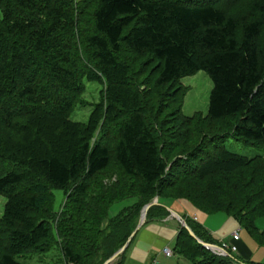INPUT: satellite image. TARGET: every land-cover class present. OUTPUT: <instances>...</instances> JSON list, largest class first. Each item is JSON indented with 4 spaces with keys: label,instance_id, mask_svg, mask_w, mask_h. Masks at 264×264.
<instances>
[{
    "label": "trees",
    "instance_id": "obj_1",
    "mask_svg": "<svg viewBox=\"0 0 264 264\" xmlns=\"http://www.w3.org/2000/svg\"><path fill=\"white\" fill-rule=\"evenodd\" d=\"M218 2L230 1L94 0L91 11L93 0H0V195L8 198L0 264H25L20 257L56 244L70 264H104L156 196L226 212L264 242L255 227L264 216V156L226 146L229 138L264 145V0L236 14ZM89 21L80 55L67 32ZM124 46L141 61L137 75ZM199 70L213 81L206 116L184 115L181 106L164 116L173 94L166 89L165 102L151 105L150 94ZM84 79L106 85L87 122L70 116ZM112 160L140 193L84 202L89 180ZM55 189L67 195L60 211ZM130 197L137 199L110 215L111 204ZM169 213L154 205L146 221ZM176 242L188 259L201 256L198 264H264L229 249L216 255L183 226Z\"/></svg>",
    "mask_w": 264,
    "mask_h": 264
},
{
    "label": "rangeland",
    "instance_id": "obj_2",
    "mask_svg": "<svg viewBox=\"0 0 264 264\" xmlns=\"http://www.w3.org/2000/svg\"><path fill=\"white\" fill-rule=\"evenodd\" d=\"M81 1V0H76ZM208 1V0H206ZM213 2L214 0H209ZM230 2L220 3L231 13H239L247 7L249 0H227ZM94 0L91 5H88V9L91 11L94 9ZM90 13L85 16L86 20L91 19ZM2 17V11L0 9V18ZM88 17V18H87ZM83 29L79 26H75L74 29L69 30L67 33L70 34V37L75 42L77 47H74V52L79 53L80 55L85 52L84 44L82 41V30L86 32V28L92 27L91 21H89ZM86 27V28H85ZM263 43V41H262ZM123 53L126 56L128 62L131 66L134 67V73L137 75V71L139 73V68L141 66V61L139 59L135 60L132 58L131 52L127 50V48L123 47ZM145 76V75H144ZM141 80V77H140ZM142 87H146L145 84L139 82ZM83 92L78 96V103L74 106V110L71 113V118L76 121L87 122L89 117L98 103H101L103 97L102 92L105 89L106 85L99 81H92L88 79H84L82 81ZM153 84H151L152 86ZM179 87V88H177ZM177 88V89H176ZM168 90L173 93L171 97L168 99V104L164 107V116H170L172 112H176L182 108V114L187 116H192L200 114L202 116H206L209 110V102H210V94L213 89V81L205 70H199L195 74L188 75L183 77L180 81L175 84L167 85L164 88H160L161 93L150 94L151 105L153 103H157V105L165 102L164 98H167V95H163L165 93L164 90ZM156 107H154L155 111ZM174 112V113H175ZM114 133V132H113ZM227 148L235 151L239 154L245 155L247 157H255V156H264V145H253L248 144L244 140H237L234 138H229L226 141ZM135 180L126 175L121 166L115 161L112 160L110 165L103 171L99 172L96 176L89 180V190L87 194L82 198L85 201H89L95 199L96 197H100L101 199L104 196L109 197V194H113V196L118 195L119 193H124L125 195L139 194L140 189L136 186L139 184H135ZM55 199L53 201V206L56 211H60L63 204L67 201V195H65L62 189H55ZM142 192V190H141ZM160 198L156 196L154 199ZM77 199H81L79 196ZM135 197L126 198V200L115 202L110 206V215L114 216L121 212V210L130 205ZM153 199V200H154ZM162 200L168 199L173 203L174 209L166 207L168 210H173L174 212L180 213L178 210L180 209L182 215L189 219L191 222L195 216L198 217V223L202 226L209 229L216 243L220 244L223 241L229 242L231 240L232 234L235 231L240 230V242H239V251H234L233 254L240 258H246L245 260H249L251 262H260L264 263V242L259 239L257 233L250 231L248 228L240 225V223L236 220V218L226 212H208L200 209L189 199H178V198H165L161 197ZM8 198L5 195H0V217H3L5 214L6 204ZM162 204V202H160ZM108 203H106L107 205ZM102 205V204H101ZM105 206V205H104ZM164 206V205H163ZM145 207V206H144ZM143 207V208H144ZM140 211L139 221L141 220L142 210ZM171 214V213H169ZM181 214V213H180ZM175 216V215H174ZM195 221V220H194ZM173 225H177L181 228L183 225L179 222V219L175 216L170 221ZM108 217H106L102 229L107 227ZM181 224V225H180ZM138 225V224H137ZM190 226V225H189ZM191 227V226H190ZM255 227L260 231L264 232V216H258L255 220ZM192 228V227H191ZM170 231V230H169ZM194 231V230H193ZM166 233V232H164ZM167 234V233H166ZM197 235V234H196ZM136 235L134 236V238ZM134 238L132 240H134ZM133 242V241H131ZM176 243L172 245V250L175 252L173 258L169 259V264H198L199 261L202 260L201 256H198L195 260L188 259L184 254L179 253L175 250ZM131 244V243H130ZM129 244V245H130ZM244 246V253L242 254L241 248ZM129 247V246H128ZM127 247V249H128ZM126 249V250H127ZM247 253V254H246ZM247 255V256H246ZM165 259H168L164 257ZM25 264H70L67 262L64 253L59 244L54 245L47 252H32L28 253L25 257L19 258ZM163 259V262L166 261ZM118 261V260H117ZM115 261L113 264H116ZM123 261V259H122ZM121 261V264H122ZM168 261V260H167ZM173 261V262H172ZM247 264V263H244Z\"/></svg>",
    "mask_w": 264,
    "mask_h": 264
},
{
    "label": "crops",
    "instance_id": "obj_3",
    "mask_svg": "<svg viewBox=\"0 0 264 264\" xmlns=\"http://www.w3.org/2000/svg\"><path fill=\"white\" fill-rule=\"evenodd\" d=\"M157 200L159 203L162 202V204L160 203L161 205L174 209L173 203L170 200L168 199L162 200L161 198H157ZM168 211L171 214H169L167 217L149 219L144 223V225L137 232L136 237L134 238L133 242L129 245L128 249L126 250L125 257L123 258L122 264H169V261H170L169 259L173 258L174 256H171V257L167 256L164 253V248L165 247L172 248V245L174 244V242L177 241V236L180 231V228L176 224L173 225L172 222L170 221L176 215H179L182 219H186V217L182 215V212L180 209L178 211L181 214L177 212H171L170 209ZM195 217L197 218L195 220L197 222L198 217L197 216ZM179 222L182 224L180 219H179ZM206 230H208L209 233L212 235V237H214L212 232L209 229L206 228ZM164 232H166L167 234ZM240 240L235 242L238 246L237 251H239L240 249L239 248ZM230 241H232V238ZM241 249H242L241 250L242 254L244 253L245 255L244 246H242ZM164 257L168 259H165ZM163 259H165L166 261L163 262ZM243 259L245 260L246 258L244 257Z\"/></svg>",
    "mask_w": 264,
    "mask_h": 264
},
{
    "label": "water",
    "instance_id": "obj_4",
    "mask_svg": "<svg viewBox=\"0 0 264 264\" xmlns=\"http://www.w3.org/2000/svg\"><path fill=\"white\" fill-rule=\"evenodd\" d=\"M160 204L156 199H154L152 202L148 203L145 205V207L142 210V216H141V220L138 223L137 227L135 228V230L131 233V235L128 237L127 241L125 242V244L118 249L112 256H110L105 262L104 264H113L115 261H117L120 256L126 251L127 247L129 246V244L131 243L132 239L134 238V236L137 234V232L139 231V229L144 225V223L146 222L147 219V215L148 212L150 210V208L154 205H158ZM171 212H174L172 210H170ZM176 217L178 219H180V221L182 222L183 227H185L191 234L192 237H194L199 243H201L203 246H205L208 249H213V248H220L218 245L216 244H210L205 242L204 240L200 239L196 233L193 231V229L189 226V224L186 222V220L182 219L179 215H176Z\"/></svg>",
    "mask_w": 264,
    "mask_h": 264
},
{
    "label": "built area",
    "instance_id": "obj_5",
    "mask_svg": "<svg viewBox=\"0 0 264 264\" xmlns=\"http://www.w3.org/2000/svg\"><path fill=\"white\" fill-rule=\"evenodd\" d=\"M195 219H197L195 217ZM232 241L230 242H224L220 248H213L212 250L218 254V255H226L227 252H228V249L229 250H232V251H236L238 249V246L235 242H237L238 240H240V231H235L233 234H232ZM164 253L171 257L174 255V251L169 248V247H165L164 248Z\"/></svg>",
    "mask_w": 264,
    "mask_h": 264
}]
</instances>
